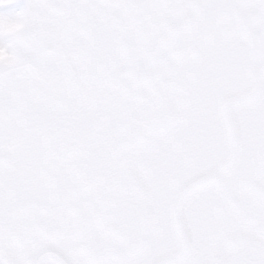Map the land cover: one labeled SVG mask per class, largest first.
<instances>
[{"label": "snow or ice", "instance_id": "6c2138e0", "mask_svg": "<svg viewBox=\"0 0 264 264\" xmlns=\"http://www.w3.org/2000/svg\"><path fill=\"white\" fill-rule=\"evenodd\" d=\"M4 24L0 264H264V0H26Z\"/></svg>", "mask_w": 264, "mask_h": 264}, {"label": "clouds", "instance_id": "9594fccd", "mask_svg": "<svg viewBox=\"0 0 264 264\" xmlns=\"http://www.w3.org/2000/svg\"><path fill=\"white\" fill-rule=\"evenodd\" d=\"M10 27H18V25H0V28H3L4 31H8ZM11 58V52L7 44H0V62H8Z\"/></svg>", "mask_w": 264, "mask_h": 264}, {"label": "rangeland", "instance_id": "374dc122", "mask_svg": "<svg viewBox=\"0 0 264 264\" xmlns=\"http://www.w3.org/2000/svg\"><path fill=\"white\" fill-rule=\"evenodd\" d=\"M11 1V0H10ZM17 1H20V0H13V1H11V2H14V4H18V2ZM24 7L25 6H23L22 8L21 7H16L15 9H13V12L14 13H16V12H20V11H22L23 9H24ZM13 13V14H14Z\"/></svg>", "mask_w": 264, "mask_h": 264}]
</instances>
